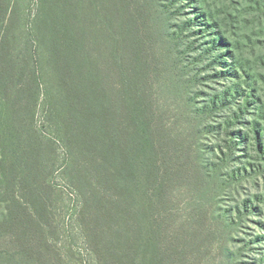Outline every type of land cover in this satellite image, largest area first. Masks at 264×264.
<instances>
[{
  "label": "trees",
  "instance_id": "trees-1",
  "mask_svg": "<svg viewBox=\"0 0 264 264\" xmlns=\"http://www.w3.org/2000/svg\"><path fill=\"white\" fill-rule=\"evenodd\" d=\"M37 2L32 22L19 24L15 8L0 0V97L6 121L0 126V182L2 197L11 202L0 232L9 226L15 242L22 233L19 241L29 249L43 234L38 184L44 174L54 173L61 148L63 174L79 197V227L97 264L200 263V253L215 238V221L203 203L222 193L224 177L243 179L260 166L249 164L251 174L246 167L222 174L221 166L205 157L199 139L203 131L225 133L233 154L254 140L264 155L259 124L245 121L246 128L233 129L259 103L255 90L245 94L233 86L195 108L188 98L190 80L180 69L186 51L161 0ZM191 26V21L184 24ZM218 37L208 51L220 47ZM241 95L255 103L246 100L231 118L202 129ZM39 105L46 138L31 122ZM182 192L196 195L199 203L185 221L177 204ZM0 242L1 249L8 246L9 237Z\"/></svg>",
  "mask_w": 264,
  "mask_h": 264
},
{
  "label": "rangeland",
  "instance_id": "rangeland-1",
  "mask_svg": "<svg viewBox=\"0 0 264 264\" xmlns=\"http://www.w3.org/2000/svg\"><path fill=\"white\" fill-rule=\"evenodd\" d=\"M7 2L15 8L19 24L32 22L38 9L37 0ZM161 4L168 12L171 31L177 34L181 49L186 51L180 69L186 71V79L190 80L188 98L193 99L195 108H202L213 95L233 86L245 94L253 89L259 97V103L242 95L236 97L233 104L206 121L202 129L231 118L232 113L248 100L255 104L240 120L243 125H236L233 129L246 128L244 122L249 121L259 124L264 130V0H161ZM189 21L192 26L185 28L184 24ZM217 37L222 40L220 47L208 51L213 48L211 43ZM202 54H205L204 59L197 63L196 59ZM221 54L225 56L219 63H214ZM230 64L234 66L229 67ZM236 72L238 75L233 76ZM197 78L199 82L195 84ZM171 105L175 107V103L171 102ZM31 120L33 129L38 132L40 128L39 134L43 138L48 137L49 131L45 128L40 105L35 118L31 117ZM4 122L3 100L0 97V126ZM201 135V150L206 152L205 157L209 162L221 166L222 174H233L245 167L251 174L249 164L260 166V169L258 173L236 181L230 180L229 176L228 179L224 177L227 182L222 193L214 200L203 203V210L215 221L212 225L215 238L210 240L208 250L200 253L201 262L194 264H264V155L257 152L254 140L245 147L239 145L233 154L229 149L231 138L227 134L203 131ZM1 138L0 141L4 136ZM244 155H248V158L241 161L235 159ZM57 158L54 173L44 174L38 184L41 207L45 208L43 234L29 249L24 239L19 241L22 233L15 242L12 230L9 226H3L0 237H9L11 243L2 249L0 247V264H97L93 248L88 245L79 227V197L63 174L61 148L57 149ZM2 177L0 169V181ZM3 191L4 184L0 182V202L3 201L0 205L1 224L5 222L6 206L11 205L7 198L2 197ZM195 197L184 192L179 195L177 204L179 217L183 221L198 208ZM29 200L26 197L25 202ZM193 261L197 262V258Z\"/></svg>",
  "mask_w": 264,
  "mask_h": 264
}]
</instances>
